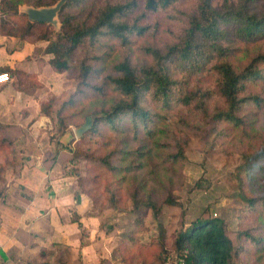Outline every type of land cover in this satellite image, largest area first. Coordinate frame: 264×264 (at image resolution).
Segmentation results:
<instances>
[{"label":"trees","instance_id":"1","mask_svg":"<svg viewBox=\"0 0 264 264\" xmlns=\"http://www.w3.org/2000/svg\"><path fill=\"white\" fill-rule=\"evenodd\" d=\"M57 1L0 0V34L46 41L44 53L51 55L47 63L54 72L76 70L78 90L63 109L88 101L93 106L81 107L87 110L84 115L99 116L83 136L106 127L113 137L106 141L110 147L105 154L86 158L117 176L119 184L127 182L125 192L136 207L157 214L163 206L178 204L173 191L183 182L188 132L195 119H209L210 132L219 128L216 135L223 134V143L241 155L235 174L239 198L261 231L246 235L264 248V0H236V6L225 0L221 7L213 0H197L177 41L162 47L140 43L138 56L132 45L149 29L139 23L144 15L136 14L139 0H67L58 14V31L41 28L47 23L31 21L20 11L22 5L39 8ZM177 1L142 0V4L144 11L155 12ZM37 29L43 31L36 33ZM3 70L14 75L19 91L38 84L35 73ZM2 143L12 144L0 134ZM0 160L1 176L11 160ZM109 198L115 202V192ZM171 245L184 264H231L234 252L219 217L198 218L177 231ZM38 248L41 264L49 256H54L55 264H64L70 254L69 248H56L55 253ZM15 253L0 249V264L19 261ZM161 253H168L163 243L158 259Z\"/></svg>","mask_w":264,"mask_h":264},{"label":"rangeland","instance_id":"2","mask_svg":"<svg viewBox=\"0 0 264 264\" xmlns=\"http://www.w3.org/2000/svg\"><path fill=\"white\" fill-rule=\"evenodd\" d=\"M104 1L100 0V3ZM213 1L221 7L225 0ZM228 1L237 5L236 0ZM196 4L197 0H178L167 9L147 12L143 9L142 0H139L136 14L144 13L139 23L148 25L149 29L132 45L134 55H139L136 45L140 43L162 47L177 41L186 27L187 14L194 10ZM262 6V1L256 5L258 10ZM25 7L26 5H22L20 11L25 13L23 11ZM41 28L58 31L60 24L58 26L47 24ZM40 31L43 30L37 29L36 33ZM30 38L28 40L34 39ZM34 42L46 41L39 39ZM38 51L40 55L45 54L42 48ZM118 53H121V49ZM116 57L115 54L112 60ZM45 62L47 63L46 60ZM54 73H56L54 79L50 78L48 81L49 86L43 83L40 87L41 83L38 81L35 87L38 91L36 95L38 107L33 110L32 115L34 119L39 118L38 128L31 129L26 124L28 120L26 115L29 114L24 106L20 107L18 114L15 113V120L12 114L8 115V119L14 120L15 123L0 122V125L7 126L2 128L0 134L12 142L11 145L0 144V158L9 157L11 160L4 171V176L7 175V170L15 172L19 156L23 157L33 152L29 146H23L26 145L27 136L33 140L37 139L39 143L35 144V149L41 150L46 165L51 167L57 165L58 175L63 174L70 178L69 182L74 191L84 196L83 200L87 203L84 206L86 216L99 218L100 229L108 237L104 249L110 259L104 260L108 262L110 260L112 264H161L162 259L164 264L169 262L174 264L178 257L171 245L175 233L185 229L198 218L207 217H219L224 220L226 231L234 245L231 264H264L262 244L256 245L246 235L260 234L261 231L254 216L243 210V203L239 198L235 174L241 163V155L233 146L223 143V134L216 135L219 128L218 131L210 132L211 123L207 122L209 119L194 120L195 127L188 132L189 140L184 152L183 182L180 186L176 184L177 188L173 191L178 204L163 206L154 214L145 206H135L125 192L129 187L127 182L119 184L117 176H111L104 166L91 158H86L85 155L105 154L106 149L110 147L106 141H113V137L109 136L106 127L85 137L76 135V129L87 118L84 112L93 105H88V101L84 100L79 108L63 109V103L77 92L79 79L76 77V70ZM207 81L210 84L211 78H207ZM81 107L87 110H82ZM92 115H96L95 119L99 116ZM225 141L231 139L227 138ZM141 175L144 176L143 173ZM5 180L7 181L6 178ZM5 189L9 188L4 184L1 175L0 200L7 195V192L4 193ZM110 192H115V202L109 198ZM41 213L44 214L43 210ZM67 216L72 222H78L79 216L73 208H69ZM78 227L80 234L84 236L85 228ZM46 228L40 226L43 232L47 231ZM21 237L30 241L23 234ZM160 243L164 244L168 253H161V259H158ZM26 253H28L26 259L15 260L12 264L42 263L36 254L29 251Z\"/></svg>","mask_w":264,"mask_h":264},{"label":"crops","instance_id":"3","mask_svg":"<svg viewBox=\"0 0 264 264\" xmlns=\"http://www.w3.org/2000/svg\"><path fill=\"white\" fill-rule=\"evenodd\" d=\"M46 46V42L22 41L0 34V73L10 75V81L0 85V122L15 123V113L24 106L29 114L26 124L31 129L38 128L39 118L34 119L32 115L38 107L37 88L17 90L13 84L14 75L3 69L35 73L40 87L43 83L49 86V79H54L56 74L45 62L51 56L40 55L38 51L39 48L44 51ZM9 114L14 120L8 119ZM37 143V139L28 135L23 146H29L33 152L19 156L14 173L10 169L6 171L7 175H2L9 189H5L7 195L0 200V249L8 255L16 250L14 256L19 260L26 259L28 251L39 257L38 246H45L54 253L56 248H69L70 254L64 264H100L104 259H110L104 249L108 237L100 229L99 218L86 216L84 196L74 191L70 178L58 175L57 165H46L41 150L35 149ZM69 208L76 210L78 222L85 228L84 236L80 234L78 222L68 218ZM41 225L47 227L46 232L40 229ZM28 232L32 233L30 241L21 237ZM32 242L38 246L33 247ZM53 257L49 256L46 264H55Z\"/></svg>","mask_w":264,"mask_h":264},{"label":"water","instance_id":"4","mask_svg":"<svg viewBox=\"0 0 264 264\" xmlns=\"http://www.w3.org/2000/svg\"><path fill=\"white\" fill-rule=\"evenodd\" d=\"M66 1L67 0H58L52 6H43L39 8L33 6H26L23 11L26 13L29 20L31 21L44 22L47 24H52L53 26H58L60 24L58 14L62 5ZM95 117L96 115L88 116L84 123L76 129V135L82 136L86 131H88L92 127L93 120L95 119Z\"/></svg>","mask_w":264,"mask_h":264},{"label":"built area","instance_id":"5","mask_svg":"<svg viewBox=\"0 0 264 264\" xmlns=\"http://www.w3.org/2000/svg\"><path fill=\"white\" fill-rule=\"evenodd\" d=\"M10 81V75L7 72L0 73V85L8 83ZM167 264H171L170 262ZM174 264H184V260L181 257H177Z\"/></svg>","mask_w":264,"mask_h":264}]
</instances>
